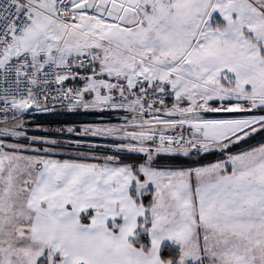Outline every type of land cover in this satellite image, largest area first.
<instances>
[{"label":"snow or ice","instance_id":"obj_1","mask_svg":"<svg viewBox=\"0 0 264 264\" xmlns=\"http://www.w3.org/2000/svg\"><path fill=\"white\" fill-rule=\"evenodd\" d=\"M0 264H264V0H0Z\"/></svg>","mask_w":264,"mask_h":264},{"label":"built area","instance_id":"obj_2","mask_svg":"<svg viewBox=\"0 0 264 264\" xmlns=\"http://www.w3.org/2000/svg\"><path fill=\"white\" fill-rule=\"evenodd\" d=\"M77 119H79L81 122H90L92 118L91 117H80Z\"/></svg>","mask_w":264,"mask_h":264}]
</instances>
